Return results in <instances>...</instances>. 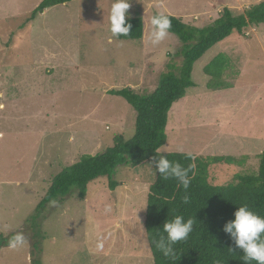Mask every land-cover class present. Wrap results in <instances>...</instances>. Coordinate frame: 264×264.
I'll use <instances>...</instances> for the list:
<instances>
[{
	"label": "rangeland",
	"instance_id": "obj_1",
	"mask_svg": "<svg viewBox=\"0 0 264 264\" xmlns=\"http://www.w3.org/2000/svg\"><path fill=\"white\" fill-rule=\"evenodd\" d=\"M40 1L0 0V234L24 238L22 245L0 246V264H153L144 228L156 175L151 162L119 165L114 189L99 177L83 200L73 190L50 201L40 218L39 251L26 219L61 169L81 154L104 151L116 134L134 135L135 110L107 91L150 93L168 63L180 65L175 34L152 43L154 14L203 27L224 6L239 14L261 0H128L126 18L142 17L137 40L111 34L113 0H72L25 23ZM219 52L230 59L224 75L231 86L210 90L202 69ZM191 77L195 86L172 105L159 151L240 159L210 164L212 184L255 173L264 148V23L214 44Z\"/></svg>",
	"mask_w": 264,
	"mask_h": 264
},
{
	"label": "trees",
	"instance_id": "obj_2",
	"mask_svg": "<svg viewBox=\"0 0 264 264\" xmlns=\"http://www.w3.org/2000/svg\"><path fill=\"white\" fill-rule=\"evenodd\" d=\"M72 0H41L25 18V23L33 21L46 9L68 3ZM157 15V14H154ZM171 21L168 32L175 34L181 41V63H168L157 87L147 94L135 92L130 87L110 89L108 94L126 100L136 112L135 132L130 139L116 134L113 144L95 154H81L77 160L55 174L33 213L26 219L31 246L39 251L41 216L50 201H62L73 190L83 200L89 182L106 177L110 189H114L115 169L119 165L136 168L144 163H153L165 155L173 162H179L189 172L190 185L185 190L174 177L165 178L156 172L149 185L146 199L144 228L153 264H244L242 250L237 249L231 237L223 231V226L234 219V212L241 205L264 216V148L259 153L258 168L255 173L235 175L234 182L212 184L209 182L208 167L212 163H239L240 159L230 155H194L189 158L186 152H161L159 148L167 140L166 125L172 105L179 101L188 88L195 86L192 80L194 63L214 44L222 41L233 32H243L249 26L264 23V0L245 8L242 13L234 14L224 6L210 25L197 27L185 23L180 17L165 14ZM131 24V32L118 39H141L143 22L140 15L126 18ZM230 59L224 52L217 53L202 71L209 78L207 89H225L231 86L225 79ZM188 196V203L183 197ZM176 215L194 220L193 231L185 241L174 245L175 256L166 257L157 248L156 242L163 232V223ZM13 237L0 234V246H10ZM234 251H233V250ZM40 264L39 259L34 260ZM255 264V262H252Z\"/></svg>",
	"mask_w": 264,
	"mask_h": 264
},
{
	"label": "clouds",
	"instance_id": "obj_3",
	"mask_svg": "<svg viewBox=\"0 0 264 264\" xmlns=\"http://www.w3.org/2000/svg\"><path fill=\"white\" fill-rule=\"evenodd\" d=\"M129 7L128 0H113L109 12V30L113 36H127L131 32V24L126 22ZM151 24L153 30L150 39L153 44H158L168 35L171 21L168 16L161 12L152 17ZM187 155L189 158H195L192 153ZM153 165L155 171L165 178L174 177L185 190L189 188L191 182L189 172L192 165L185 168L179 162L170 161L165 155H160L159 159L154 157ZM183 202L188 203L187 195L183 197ZM234 217V219L224 224L223 231L231 237L235 247L242 250V261L244 264H252V262L264 264V216L254 212L247 205H241L234 212ZM193 226L194 220L191 218L185 219L183 215H176L171 220L165 221L163 232L166 233V236H161L156 242L157 248L164 256L174 257V245L185 241L193 231ZM23 239L22 235H17L14 241L11 242V246L22 245Z\"/></svg>",
	"mask_w": 264,
	"mask_h": 264
}]
</instances>
